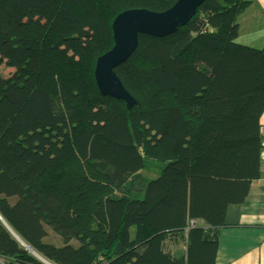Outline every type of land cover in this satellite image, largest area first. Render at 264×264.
<instances>
[{
  "label": "trees",
  "instance_id": "16d2710c",
  "mask_svg": "<svg viewBox=\"0 0 264 264\" xmlns=\"http://www.w3.org/2000/svg\"><path fill=\"white\" fill-rule=\"evenodd\" d=\"M176 1L0 0V264H215L226 208L261 177L247 158L264 48L237 43L249 2L206 0L173 34L139 36L114 70L130 110L93 76L117 15Z\"/></svg>",
  "mask_w": 264,
  "mask_h": 264
},
{
  "label": "crops",
  "instance_id": "0c3cea01",
  "mask_svg": "<svg viewBox=\"0 0 264 264\" xmlns=\"http://www.w3.org/2000/svg\"><path fill=\"white\" fill-rule=\"evenodd\" d=\"M248 7L238 17L237 43L248 48H264V0H247ZM264 127V113L260 120ZM259 155V180L251 183L239 205L225 210L220 229L215 264H264V159L262 151H251L248 160Z\"/></svg>",
  "mask_w": 264,
  "mask_h": 264
},
{
  "label": "water",
  "instance_id": "95a60500",
  "mask_svg": "<svg viewBox=\"0 0 264 264\" xmlns=\"http://www.w3.org/2000/svg\"><path fill=\"white\" fill-rule=\"evenodd\" d=\"M205 1L177 0L162 13L141 9L117 15L111 24L113 46L95 62L93 76L100 95L121 101L130 110L135 101L123 88L114 70L135 52L139 36L161 38L173 34L195 16Z\"/></svg>",
  "mask_w": 264,
  "mask_h": 264
},
{
  "label": "rangeland",
  "instance_id": "374dc122",
  "mask_svg": "<svg viewBox=\"0 0 264 264\" xmlns=\"http://www.w3.org/2000/svg\"><path fill=\"white\" fill-rule=\"evenodd\" d=\"M12 72L11 69H6L3 66L0 67V76L8 77V75ZM262 128V127H261ZM158 172V168L155 164L149 163L147 165V169L140 174L139 177H132L130 178L129 182L127 183L126 187L129 188L131 185H137V182H140V180H144V182L156 175ZM141 183V182H140ZM134 196H137L140 198L139 193H135ZM47 244H52L56 247L60 246V243L58 242H52L51 236L48 239L44 240ZM165 247L167 250H169L173 255L178 253L180 250H182V246H175L173 244H170L169 242L165 244ZM47 264V263H46Z\"/></svg>",
  "mask_w": 264,
  "mask_h": 264
},
{
  "label": "built area",
  "instance_id": "2783aa9c",
  "mask_svg": "<svg viewBox=\"0 0 264 264\" xmlns=\"http://www.w3.org/2000/svg\"><path fill=\"white\" fill-rule=\"evenodd\" d=\"M260 134L262 136V141H261L262 158L264 159V127L260 129Z\"/></svg>",
  "mask_w": 264,
  "mask_h": 264
}]
</instances>
